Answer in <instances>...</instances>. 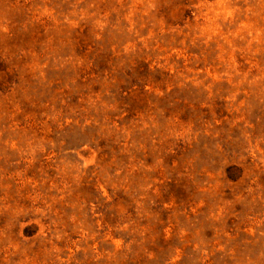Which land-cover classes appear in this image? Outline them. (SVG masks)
Masks as SVG:
<instances>
[{
  "label": "rangeland",
  "instance_id": "374dc122",
  "mask_svg": "<svg viewBox=\"0 0 264 264\" xmlns=\"http://www.w3.org/2000/svg\"><path fill=\"white\" fill-rule=\"evenodd\" d=\"M0 264H264V0H0Z\"/></svg>",
  "mask_w": 264,
  "mask_h": 264
}]
</instances>
